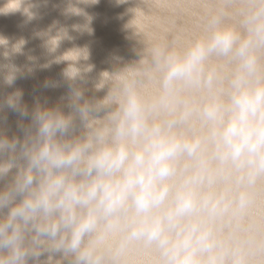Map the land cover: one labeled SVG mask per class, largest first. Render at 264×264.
Wrapping results in <instances>:
<instances>
[{
  "label": "clouds",
  "instance_id": "9594fccd",
  "mask_svg": "<svg viewBox=\"0 0 264 264\" xmlns=\"http://www.w3.org/2000/svg\"><path fill=\"white\" fill-rule=\"evenodd\" d=\"M224 3L103 98L70 66L67 114L0 100V264H264V0Z\"/></svg>",
  "mask_w": 264,
  "mask_h": 264
},
{
  "label": "water",
  "instance_id": "95a60500",
  "mask_svg": "<svg viewBox=\"0 0 264 264\" xmlns=\"http://www.w3.org/2000/svg\"><path fill=\"white\" fill-rule=\"evenodd\" d=\"M225 7L224 0H0V38L6 41L0 44V100L20 90L29 112L39 103L67 114L70 66L80 70L76 83L87 98H103L107 86L94 87L101 72L140 58L150 63L153 42L183 44L204 30L210 13ZM10 74L15 78L8 85ZM19 119L10 109L0 112V131L23 138Z\"/></svg>",
  "mask_w": 264,
  "mask_h": 264
}]
</instances>
